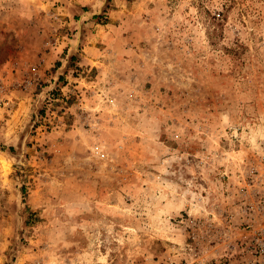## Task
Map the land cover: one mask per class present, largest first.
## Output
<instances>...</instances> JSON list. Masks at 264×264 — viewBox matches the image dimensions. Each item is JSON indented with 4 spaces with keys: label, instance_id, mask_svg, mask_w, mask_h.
Returning a JSON list of instances; mask_svg holds the SVG:
<instances>
[{
    "label": "rangeland",
    "instance_id": "374dc122",
    "mask_svg": "<svg viewBox=\"0 0 264 264\" xmlns=\"http://www.w3.org/2000/svg\"><path fill=\"white\" fill-rule=\"evenodd\" d=\"M252 179L264 0H0V264H240Z\"/></svg>",
    "mask_w": 264,
    "mask_h": 264
},
{
    "label": "built area",
    "instance_id": "2783aa9c",
    "mask_svg": "<svg viewBox=\"0 0 264 264\" xmlns=\"http://www.w3.org/2000/svg\"><path fill=\"white\" fill-rule=\"evenodd\" d=\"M91 152L100 160L107 157L100 144L93 145ZM243 181L236 191L243 233L238 245L239 263L264 264V180Z\"/></svg>",
    "mask_w": 264,
    "mask_h": 264
}]
</instances>
